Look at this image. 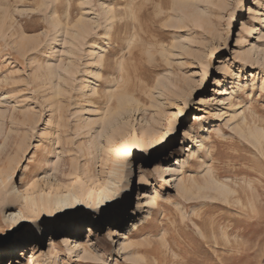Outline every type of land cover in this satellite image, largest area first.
<instances>
[{
	"label": "rangeland",
	"instance_id": "374dc122",
	"mask_svg": "<svg viewBox=\"0 0 264 264\" xmlns=\"http://www.w3.org/2000/svg\"><path fill=\"white\" fill-rule=\"evenodd\" d=\"M107 184L92 224L44 204ZM17 211L56 226L7 264H264V0H0Z\"/></svg>",
	"mask_w": 264,
	"mask_h": 264
},
{
	"label": "bare ground",
	"instance_id": "6f19581e",
	"mask_svg": "<svg viewBox=\"0 0 264 264\" xmlns=\"http://www.w3.org/2000/svg\"><path fill=\"white\" fill-rule=\"evenodd\" d=\"M185 115H189L188 113H186ZM206 130L202 129L201 135L199 137H202ZM214 182V181H213ZM104 187H99L98 189H90V190H86L85 192H83L80 197H78L76 194L72 193L71 191H67L64 196L62 197H54V198H49L47 199L44 204L46 205H51V208H53L54 213L57 212H63L66 211L68 209H76V207H79V211H81V215H85V216H80L79 222L84 221L86 223H90L92 224L96 218H91L90 215H87V213L91 212L92 214L95 215H100L99 209L101 207H106L108 204H106L107 202H109L111 200V194L113 193V187L111 184H107L106 186L103 185ZM208 186V185H207ZM206 186V187H207ZM212 187H214L215 189L217 188V190L219 189V185L217 187H215V185H212ZM211 187V189H212ZM222 187V185H221ZM209 188V186H208ZM205 189V190H208ZM209 189V190H211ZM223 190V188H220ZM220 190V191H222ZM218 191V192H220ZM223 192V191H222ZM224 193H225V188H224ZM32 208H36L38 209V211L43 210L46 214H49L51 212V209H39L40 207H35L34 202H32L31 205ZM91 214V215H92ZM8 220L14 221V228H16L17 226L22 224V219L19 215V212L17 211L16 213H10L7 217ZM136 226V225H134ZM13 228V229H14ZM66 228V227H65ZM12 230V228H11Z\"/></svg>",
	"mask_w": 264,
	"mask_h": 264
},
{
	"label": "snow or ice",
	"instance_id": "6c2138e0",
	"mask_svg": "<svg viewBox=\"0 0 264 264\" xmlns=\"http://www.w3.org/2000/svg\"><path fill=\"white\" fill-rule=\"evenodd\" d=\"M119 203V202H117ZM76 211H79L77 209ZM109 211H118L116 205L108 204L106 207H101L99 209V212L101 214L107 213ZM68 215H73V212H68ZM92 213L89 212L87 215H91ZM54 221H44L41 220L39 225H33V224H21L17 226L16 228L9 230L7 234H0V264H7V257L6 253H12L15 256L19 255V252L22 250V248L26 245V242L29 240V236H35L37 227H55ZM24 229H27V231H24ZM12 264H15V259L13 258ZM191 264H198V262L193 259Z\"/></svg>",
	"mask_w": 264,
	"mask_h": 264
}]
</instances>
